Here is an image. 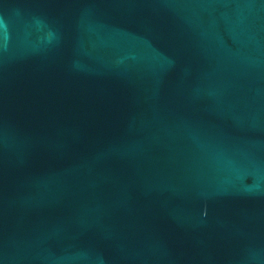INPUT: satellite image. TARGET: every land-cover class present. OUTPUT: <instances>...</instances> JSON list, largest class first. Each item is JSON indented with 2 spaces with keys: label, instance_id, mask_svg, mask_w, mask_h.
<instances>
[{
  "label": "water",
  "instance_id": "water-1",
  "mask_svg": "<svg viewBox=\"0 0 264 264\" xmlns=\"http://www.w3.org/2000/svg\"><path fill=\"white\" fill-rule=\"evenodd\" d=\"M0 264H264V0H0Z\"/></svg>",
  "mask_w": 264,
  "mask_h": 264
}]
</instances>
